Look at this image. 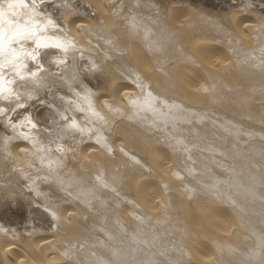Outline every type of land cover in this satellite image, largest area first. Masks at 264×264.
<instances>
[{"label":"bare ground","instance_id":"1","mask_svg":"<svg viewBox=\"0 0 264 264\" xmlns=\"http://www.w3.org/2000/svg\"><path fill=\"white\" fill-rule=\"evenodd\" d=\"M0 264H264V0H0Z\"/></svg>","mask_w":264,"mask_h":264},{"label":"snow or ice","instance_id":"2","mask_svg":"<svg viewBox=\"0 0 264 264\" xmlns=\"http://www.w3.org/2000/svg\"><path fill=\"white\" fill-rule=\"evenodd\" d=\"M9 7L11 8V7H12V5L10 4V5H9Z\"/></svg>","mask_w":264,"mask_h":264}]
</instances>
